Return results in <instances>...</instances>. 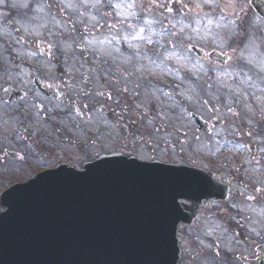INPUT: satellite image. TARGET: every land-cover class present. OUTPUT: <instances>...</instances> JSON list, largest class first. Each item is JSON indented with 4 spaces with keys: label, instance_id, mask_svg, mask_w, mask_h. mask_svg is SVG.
<instances>
[{
    "label": "flooded vegetation",
    "instance_id": "af4514ba",
    "mask_svg": "<svg viewBox=\"0 0 264 264\" xmlns=\"http://www.w3.org/2000/svg\"><path fill=\"white\" fill-rule=\"evenodd\" d=\"M175 1L182 4L184 12H172V15H184L187 25L180 36L184 49L180 61L184 104L180 161L189 168L203 171L209 180V202L205 200L199 205L193 226L184 231V264L259 262L264 260V21L257 19L258 24L251 21L256 14L249 10V0H234L232 11L224 15H205L218 11L204 12L199 6L192 11L190 1L193 0ZM228 15L238 16L234 26ZM27 20L28 15L0 12V143L23 157L9 163L10 173L32 178L41 170L62 164L75 166L80 159L88 161L120 149L133 152L140 142L148 143L151 135L141 137L138 133L126 135L120 131L124 116L120 122L108 117L109 96L105 88L110 82L118 83L131 75H140L139 68L129 67L136 59L100 60L97 51H92V59L77 61L73 60L72 51L71 60L56 61L53 50L44 48L40 53L48 59L40 61L59 67L68 63L74 65L72 71H66L65 85L54 87L58 99L39 98L42 104L65 105V110L71 113L70 117L50 116L51 130L63 131L53 119L69 121L71 125L77 116L88 118L85 124L65 133L60 144L65 151L29 147V131L37 129L33 117L27 114L29 107L37 102L27 86L30 78L26 72L33 70L29 60H14L12 56L15 49L29 46L23 35ZM17 22L21 26L18 30ZM16 30L21 43L14 42ZM172 34L178 38L176 32ZM170 46L173 48L174 44ZM194 48L201 53H194ZM213 53L218 55L211 59ZM17 61L20 63L14 64ZM169 62L162 59L158 65L168 67L173 76L174 65ZM82 70H85L84 77L73 76V72ZM76 78L87 81V94L73 93L71 81ZM13 90L21 96L10 104ZM70 92L73 99L67 100ZM34 94L40 95L36 91ZM38 107L41 111L40 104ZM195 117L201 124L197 125ZM41 118L46 120L47 114ZM147 121L154 122L155 117L150 115ZM80 128L87 136L85 144L72 138ZM110 131L119 134L114 145H111L114 137ZM49 143L58 145L54 140ZM187 207L192 205L187 204Z\"/></svg>",
    "mask_w": 264,
    "mask_h": 264
},
{
    "label": "water",
    "instance_id": "95a60500",
    "mask_svg": "<svg viewBox=\"0 0 264 264\" xmlns=\"http://www.w3.org/2000/svg\"><path fill=\"white\" fill-rule=\"evenodd\" d=\"M84 168L1 196L0 264H183L178 233L189 221L179 201L204 196L200 172L125 157Z\"/></svg>",
    "mask_w": 264,
    "mask_h": 264
},
{
    "label": "rangeland",
    "instance_id": "374dc122",
    "mask_svg": "<svg viewBox=\"0 0 264 264\" xmlns=\"http://www.w3.org/2000/svg\"><path fill=\"white\" fill-rule=\"evenodd\" d=\"M26 1L29 2L28 6L32 8L31 12L27 10L28 17L30 19L28 24L30 28L29 35L33 38L41 35L42 38L45 37L47 38V40L52 39V47L57 46L59 50H73L78 47L85 50L86 47H92L95 39L93 35L95 34H93L92 31L89 30L87 24H92V26L97 28L98 23L96 19L98 20V22H103L106 19L109 21L111 20L110 18L113 19V17L116 20L118 17L127 18L120 15H128V17H130L129 15H133L131 19H133L136 15H142V17L146 16V18L151 21L150 19L152 17L158 15H165L167 8H171L174 13L184 12L182 4L179 3L177 5V2L175 0H111V4L109 3V0H25V2ZM220 1L222 2V5H220L218 8V0H212L211 3H213V5H216V7H214L213 9L215 10L217 8L220 14H228L227 12L231 11V5L233 0ZM12 3L15 4V0H12ZM170 3H172V5H170ZM69 4H71L72 6L68 7ZM115 4H119L121 5V7L115 8ZM192 4L201 6L197 0H193ZM191 8L192 10L195 9L194 6H191ZM61 10L62 13H60ZM72 10L77 15H74L73 12H70ZM105 11H107V13H105ZM213 15L217 14L213 13ZM128 19L129 18L125 20L126 23L129 22ZM149 24L152 23L148 22L141 24L139 28L144 29L146 26H149ZM101 27L102 23H99L98 28ZM84 29L86 30V33L84 32ZM58 30H61V33H58ZM80 32L81 38L78 39L77 37L80 34L78 35L77 33ZM89 34L91 36H89ZM60 35L73 37V39L68 38L66 40L58 42L57 39L61 38ZM169 42H176L175 38L171 35V33L166 36L163 45L165 46V44ZM96 47L99 48L103 53L108 54L110 57L113 55V53H115V60L127 59V55L124 53H120V50H117L116 46L111 44L110 39H106L105 42L101 41L97 44ZM53 48L55 49V47ZM152 48L155 49L154 47ZM161 53L162 51L157 54L159 55ZM36 55V52H31L30 54H20L19 61L25 60L26 58L37 60L39 59V57ZM154 58L156 60H161L163 59V56H155ZM60 59L63 61L61 57ZM19 61L14 64L20 63ZM129 67L134 68L136 70H138L139 68L142 74L147 75V77L146 79L142 77V81H140L141 75H137L136 77L131 75L125 78V85L122 86H120L116 81L109 83V86L105 88V92L109 96V119L113 118L114 121L117 120L118 122H120V119L124 116L122 118V123L119 124L120 131H122L123 134L133 135L138 133L137 135L139 136H143L144 134L145 136L151 135L150 140L148 141V147H139V153L142 156L150 158L154 155L160 161L173 160V162H178L177 160L183 157V147L181 145L183 141L182 134L184 127L181 125L179 126L176 123L174 125H171V123L175 121L177 116L181 115L179 114V112L177 113L174 111V109H180V107H183L180 104V97H182L181 93L179 98L176 99L168 97L167 95H170V92L174 87L167 88L169 82L164 78H159L158 82L160 86L154 85L152 83L153 77L149 75V72L152 69L151 64L149 62L137 58L134 63L129 64ZM73 69V63H68V65H66L67 71H72ZM26 74L31 80L32 73L26 72ZM40 76L45 81L52 82L53 79L56 77V74L53 75V78L51 77V71L45 70L40 74ZM30 80L27 83L29 89L31 87ZM83 80L84 84L87 83V81L83 78H81L80 81L73 79L71 81V87H82L81 82ZM146 83L151 86L153 92L146 94L141 93V95L135 94V91L142 88V85ZM188 84L193 87V83L189 82ZM119 86H124V92L120 95V102L117 101L116 96V90ZM179 91L182 92V90L180 89ZM34 98L37 99V102L33 106L29 107V111H27V114L33 117V124H36L38 130L42 131L41 135L44 134L50 136L52 135V133L49 132L51 128L48 124L50 122L49 117L63 114L68 115L70 117L71 113L65 110V105L59 103H56L54 106L48 103L42 104L39 99L40 95H37ZM66 98L67 100L69 98L73 99V93H68V97ZM38 104H40L42 107L41 111H39ZM44 114H47L46 120H43L41 118V116ZM150 115L157 118L158 122H155L154 124L157 129L153 127V124H147L146 121L148 116ZM86 118L88 117L77 116V118L73 120V124L71 125L69 124V121L62 122L61 120L53 119V122H58V125L63 128V131L61 132L62 134L58 133L61 140L65 139V133H67L69 129L71 130L73 128V130H75L77 125L85 124L87 122ZM162 118H164L165 121H168V123L163 121ZM31 134L32 136L35 135L36 131L33 130V133ZM74 134L78 135H73V137L77 141H80L81 144L86 143L87 136L86 133L81 130V128ZM110 135H113L114 137V142H112L111 145L116 144L118 142L117 138L119 137V134L115 131H110ZM55 148L59 149V147ZM60 151H65V149L61 147ZM8 176V179L0 180V187L5 185L8 186L10 183L16 182V180H25L17 179L15 175L12 176V173H8Z\"/></svg>",
    "mask_w": 264,
    "mask_h": 264
},
{
    "label": "snow or ice",
    "instance_id": "6c2138e0",
    "mask_svg": "<svg viewBox=\"0 0 264 264\" xmlns=\"http://www.w3.org/2000/svg\"><path fill=\"white\" fill-rule=\"evenodd\" d=\"M211 2H212V0H204V3H207V4H211ZM109 3L111 4V0H109ZM71 6H72L71 4L68 5V7H71ZM114 7H115V8H120L121 5H119V4H115ZM167 11L171 12L172 9H171V8H168ZM209 23H211V21H209ZM129 27H131V25H129ZM140 32L142 33V32H143V29H140ZM136 38L141 39V38H143V37L140 36V35H137ZM113 162H120V161H113ZM139 166H144V165H139ZM250 199H251V197H250Z\"/></svg>",
    "mask_w": 264,
    "mask_h": 264
}]
</instances>
